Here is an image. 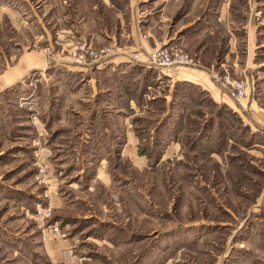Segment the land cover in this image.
Here are the masks:
<instances>
[{"label":"rangeland","instance_id":"374dc122","mask_svg":"<svg viewBox=\"0 0 264 264\" xmlns=\"http://www.w3.org/2000/svg\"><path fill=\"white\" fill-rule=\"evenodd\" d=\"M106 1L105 23L131 2L154 50L194 63L159 78L130 112V138L126 115L108 132L109 109H87L67 70L116 46L68 43L54 0H0V73L37 50L48 60L0 94V264H264V0ZM191 69L210 74L216 103L196 89L177 98L175 73ZM226 77L247 82L240 103Z\"/></svg>","mask_w":264,"mask_h":264},{"label":"crops","instance_id":"0c3cea01","mask_svg":"<svg viewBox=\"0 0 264 264\" xmlns=\"http://www.w3.org/2000/svg\"><path fill=\"white\" fill-rule=\"evenodd\" d=\"M64 1L63 6L61 1L54 0L53 6L56 8V12L57 8L63 10L62 21L64 24L69 25L64 28L65 36L69 37L68 34L71 35V38L67 40L68 43L71 42L72 45L74 40L88 38L96 46L101 44L116 46L115 54L105 61L93 62L84 67H78L77 70L74 67L72 70V67H68L67 71L69 73L79 72V84H81L79 92L81 94L87 93L86 97L82 95L81 103L87 105V109L98 110V112L99 110L109 109L110 112L107 118L103 121L100 120L102 121L100 126H104L108 132L111 131L110 127L116 128L118 126L117 117L126 115L127 119L124 122L126 126L128 125L127 136L130 138V112L145 110L151 101L155 100L152 93L158 88V83L164 75L159 70L152 68L147 62L148 54L154 50L155 43L158 42L156 35L153 33L150 34V38H148V35L144 37L145 34L141 33V29L144 31L147 25L143 24L141 28L135 15L132 14L131 17V12L134 11L131 2L124 6H117L112 3L111 8H114V10L111 16L112 23L109 24L104 21V9L101 10L103 7L106 8V11H109L104 6L108 4L106 0H77L75 9H73L72 0L70 2H68L69 0ZM56 12L53 13L54 16ZM49 21H53L52 18ZM44 37L46 36L44 35ZM47 40L49 46L51 43L53 45L57 43L54 39L50 40V34H48ZM13 58L15 59V57ZM46 59L45 52L41 50L17 57L15 65L9 66L0 73V94L23 82V79L34 68L45 71L46 64H48ZM5 62H7V58ZM59 64L62 65V63H55L56 66ZM175 75L178 78L177 83L193 84L196 87V92H201L209 96L215 103L217 102L216 95L220 94L207 71L191 69L187 70V73L176 72ZM164 76L174 81V77L170 73ZM152 77H154L156 85L152 84ZM67 92L72 94L69 88ZM240 105L238 106L240 113H247L245 107H242L243 104ZM257 112V118H253L257 124L255 128H260L262 131L264 130V113L260 110ZM98 118L102 119V117ZM110 119L111 122H109ZM106 120H108L109 126ZM92 124L99 126V120L95 117V122ZM250 127H252L251 124ZM117 129H115L116 135L119 134Z\"/></svg>","mask_w":264,"mask_h":264},{"label":"built area","instance_id":"2783aa9c","mask_svg":"<svg viewBox=\"0 0 264 264\" xmlns=\"http://www.w3.org/2000/svg\"><path fill=\"white\" fill-rule=\"evenodd\" d=\"M83 48V52H89L88 50L85 51V47ZM110 51V49H102L96 53V58H102L103 56L108 55ZM96 61H100V59ZM147 61L151 67L158 69L164 75L169 74L172 70L177 69V67H190L194 63L193 59L188 54L175 49L163 47L155 49L152 53H149ZM220 86L221 89L235 102L240 103L247 96L248 85L246 81H233L226 77L225 80L220 83ZM41 174H45V172H41ZM40 177H42V175H40Z\"/></svg>","mask_w":264,"mask_h":264},{"label":"trees","instance_id":"16d2710c","mask_svg":"<svg viewBox=\"0 0 264 264\" xmlns=\"http://www.w3.org/2000/svg\"><path fill=\"white\" fill-rule=\"evenodd\" d=\"M152 84L153 85H156V82H155V80H154V77H152ZM177 88H178V96H177V98L178 97H180V98H182V97H184V96H187V97H191L190 95H191V91L193 90V89H196V87H195V85H193V84H189V83H178V85H177ZM186 90H189V96L188 95H184L186 92H188V91H186ZM165 103H167V101L165 102ZM166 112L168 111V106L166 107V110H165ZM252 143V142H251ZM254 143V142H253Z\"/></svg>","mask_w":264,"mask_h":264}]
</instances>
